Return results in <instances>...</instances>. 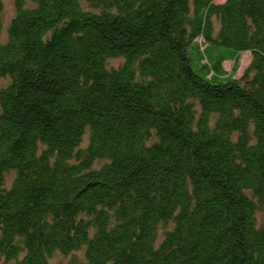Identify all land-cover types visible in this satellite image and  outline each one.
<instances>
[{"label": "trees", "instance_id": "trees-1", "mask_svg": "<svg viewBox=\"0 0 264 264\" xmlns=\"http://www.w3.org/2000/svg\"><path fill=\"white\" fill-rule=\"evenodd\" d=\"M4 8L6 264H264V0Z\"/></svg>", "mask_w": 264, "mask_h": 264}, {"label": "rangeland", "instance_id": "rangeland-1", "mask_svg": "<svg viewBox=\"0 0 264 264\" xmlns=\"http://www.w3.org/2000/svg\"><path fill=\"white\" fill-rule=\"evenodd\" d=\"M221 1V0H220ZM82 4L83 6L87 7L89 4V0H82ZM4 30L2 32V36L1 39L5 40L6 39V27L9 24V22L11 21V19L13 18V16L15 15V0H4ZM250 54L249 53H243L242 54V58H241V68L238 72V76L242 75L245 68L248 66L249 61H250ZM123 59L122 58H116V59H111L109 61L110 66H115L118 67L122 64ZM231 62H226L225 66L227 69L231 68ZM6 83V79L0 77V89L2 86H4ZM84 146L87 144L88 141V133L85 135L84 137ZM14 174L10 173L8 175V184L11 183L12 179H13ZM259 221L261 222V215L259 216ZM67 260V257L63 256L61 253H57L53 258H52V264H60L64 261ZM0 264H6L5 261L0 257Z\"/></svg>", "mask_w": 264, "mask_h": 264}]
</instances>
